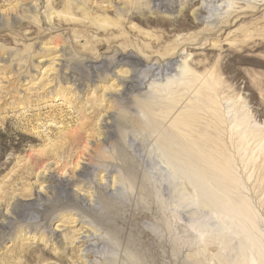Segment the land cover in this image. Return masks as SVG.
<instances>
[{
    "label": "rangeland",
    "instance_id": "rangeland-1",
    "mask_svg": "<svg viewBox=\"0 0 264 264\" xmlns=\"http://www.w3.org/2000/svg\"><path fill=\"white\" fill-rule=\"evenodd\" d=\"M263 162L264 0H0V264H242Z\"/></svg>",
    "mask_w": 264,
    "mask_h": 264
},
{
    "label": "bare ground",
    "instance_id": "bare-ground-1",
    "mask_svg": "<svg viewBox=\"0 0 264 264\" xmlns=\"http://www.w3.org/2000/svg\"><path fill=\"white\" fill-rule=\"evenodd\" d=\"M127 58L129 60H127V62H125V63H128L130 66L134 67L135 65H140V61L138 60V58L136 56L129 54L127 56ZM121 83H122V90L126 91L127 89H129L131 87V85L133 83V78H125L124 80H122ZM187 115H189V114H187ZM109 119L110 118H107V121L104 122L105 129H107V126L109 125ZM172 125L177 129V132H179L180 130H183V129H187V128L192 129L193 128L190 121H188L182 117L176 118L173 121ZM198 134H199V137H198L199 140H200V138L202 139L204 137V136H202V134H200V132L197 133V136H198ZM175 135H176V133H175ZM197 136L193 138V141H192L193 145H197V143H196L198 140ZM169 138H171V140H172L174 137L170 136ZM203 140H204V138H203ZM193 148L194 147L186 149L184 154L187 157H194L195 158L196 153L193 152L194 151ZM181 150H183V149H181ZM208 160H210V161L206 162V163L204 162L202 165H197V162H196V164L188 163L190 166L189 169L191 170V172H195V171L199 172V169H200L199 166H203L202 168H208L212 175H208L207 180H209V179L213 180L217 186L219 185L222 187L219 190L224 191L228 195L229 189L236 188L235 179L232 177H229V171L226 168L228 165V161L227 160L223 161L220 159V160H218L219 163H217V161L215 159H208ZM192 161H194V160H192ZM262 166L264 167V162L262 163ZM83 170H84V166L81 169V172ZM199 179H200V177L197 180H199ZM49 180L53 184V185H49V186L54 187L56 185H60L63 189L62 191L68 192V186L70 184V183H68L69 179H59L58 180V179L54 178L53 176H49ZM221 202L222 203H220V207L217 210V216L219 218H224L227 220L230 218L231 214L233 216L239 215V216H242L243 218L249 217V209H248L247 205H245L243 202H237V201L232 202V197H230V202L224 201V200ZM28 209H29V204L16 203L15 212L24 214ZM5 217H7V216H5ZM5 225H6V223L4 222V220L0 219V228H4ZM88 243H90V242H88ZM257 245L258 244L255 245V244L249 243V245L245 248V251H243V256L244 257L246 256V258H245V261L242 262V264H254V263L264 264V251H262L260 248H258Z\"/></svg>",
    "mask_w": 264,
    "mask_h": 264
}]
</instances>
